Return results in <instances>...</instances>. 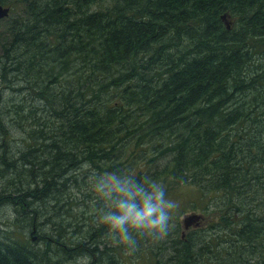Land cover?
<instances>
[{"label":"trees","instance_id":"trees-1","mask_svg":"<svg viewBox=\"0 0 264 264\" xmlns=\"http://www.w3.org/2000/svg\"><path fill=\"white\" fill-rule=\"evenodd\" d=\"M22 2L1 41L0 205L32 215L0 237V264L123 263L127 248L98 218L83 238L78 219L71 234L38 233L41 253L26 234L53 222L37 224L38 207L64 199L85 165L217 197L218 222L202 233L227 238L184 234L179 222L137 235L154 264H264V0ZM3 80L16 91L14 125Z\"/></svg>","mask_w":264,"mask_h":264},{"label":"rangeland","instance_id":"rangeland-1","mask_svg":"<svg viewBox=\"0 0 264 264\" xmlns=\"http://www.w3.org/2000/svg\"><path fill=\"white\" fill-rule=\"evenodd\" d=\"M11 7L10 15L6 18L0 19V53H1V41L3 40L4 33L7 30L8 27V18L12 15H16L22 12L23 10V2L22 0H16L13 2V4H6ZM232 21L230 17H228ZM6 87L4 89L5 93V102L4 105L1 106L3 109L7 110V115L5 116V120L7 122V125H14L16 117L18 115L16 114V105H14L15 100L14 94L16 93L15 90L10 89L8 87L9 82L7 80L1 81ZM11 84V83H10ZM238 96L242 97L245 94L244 93H238ZM6 103V104H5ZM3 104V103H1ZM19 128H17L18 130ZM19 131V130H18ZM21 140L20 136H17L13 141ZM76 174L78 178V182H76L72 187L69 189L68 194H64L62 200L59 202H56V205L54 204V200L48 202L47 205L39 206L38 209L40 212L45 213L41 218L36 219V223L39 224L40 220H46V216L50 215L52 218H50L49 221L53 222H47L45 224L40 225V231L37 230L35 233H31L30 230L26 232L31 236V245L39 248V253L45 250L46 245V238L41 239L38 236V233L44 234L45 237H51L52 230L54 227H57L59 231H62L63 233L67 232L68 234H71L73 232V226H67V224L70 221H74L76 219L79 220L80 226L75 227L77 230L76 234H80V238H83L86 235L84 224H88L89 221L91 224L96 225L95 220L98 218L99 220V211L103 207L104 202L94 193L92 190V187L96 183V181L104 176H107L109 173L101 172L98 170L90 169L87 165L80 168ZM4 180L0 179V190L1 186L3 185ZM165 196L170 201L174 202L176 207L172 210V220L170 221V228L169 232L173 230L172 226L177 225V222L180 224L181 231L186 234L187 232H190L193 227L202 226V229L199 231V234L201 235V238L205 240V234L208 235L207 238H217L220 236L223 239H226L228 236V230H225L224 233H222V230L218 232H214L213 228H209L205 233H202L204 229L207 227V223L212 220V223L218 222L217 219H219V216L217 217V209L213 203L215 199H217L216 196H212V194H207L206 198L202 196L201 190L199 187L195 185H181L180 187L170 190L165 193ZM208 197H211L209 199ZM191 212H199L203 214V217L200 219L199 223L196 221H193L192 224L186 228L184 223V217L191 213ZM32 215L30 212H18L16 210V207L12 206L10 203L1 204L0 205V237H4L6 235H13V234H19V223L20 220L26 222L28 216ZM217 217V218H216ZM94 221H93V219ZM216 218V219H215ZM35 226V225H34ZM37 227V226H36ZM28 228V225H26V228ZM107 228H104V231ZM33 235L35 238H33ZM23 237L24 235L21 234ZM75 239L78 238V236H74ZM107 241H111V235L109 231L107 232V238H105ZM144 245V244H143ZM102 247V245H101ZM121 250V249H119ZM170 251L167 250V252ZM110 253L113 252V250H109ZM147 250L145 247H143L140 250H136L134 254H130L128 250L124 251L122 254L123 263L122 264H154V261L146 256ZM249 262L248 264H257L255 257H247ZM53 263L52 264H60V260L58 256H55L52 258ZM81 262H89V258H86L85 260ZM74 264V261H66L63 264ZM51 264V263H50ZM90 264H96L95 262H92ZM104 264H115L113 261L109 260L108 254H106V260Z\"/></svg>","mask_w":264,"mask_h":264},{"label":"clouds","instance_id":"clouds-1","mask_svg":"<svg viewBox=\"0 0 264 264\" xmlns=\"http://www.w3.org/2000/svg\"><path fill=\"white\" fill-rule=\"evenodd\" d=\"M92 190L104 202L100 222L113 243L125 246L130 254L138 248L137 235L160 238L169 231L176 205L166 198L163 185L113 171L99 178Z\"/></svg>","mask_w":264,"mask_h":264},{"label":"water","instance_id":"water-1","mask_svg":"<svg viewBox=\"0 0 264 264\" xmlns=\"http://www.w3.org/2000/svg\"><path fill=\"white\" fill-rule=\"evenodd\" d=\"M10 12H11V7L9 5L0 3V19L7 17L10 14ZM223 18L226 20L228 27H230L231 22L228 19V14L224 13ZM202 217H203V214H201L199 212H191V213L187 214L184 217L185 227L188 228L192 224L193 221H196L197 223H199V221Z\"/></svg>","mask_w":264,"mask_h":264},{"label":"flooded vegetation","instance_id":"flooded-vegetation-1","mask_svg":"<svg viewBox=\"0 0 264 264\" xmlns=\"http://www.w3.org/2000/svg\"><path fill=\"white\" fill-rule=\"evenodd\" d=\"M225 20V19H224ZM230 20V19H229ZM231 21V20H230ZM225 22H226V20H225ZM227 24V23H226Z\"/></svg>","mask_w":264,"mask_h":264},{"label":"bare ground","instance_id":"bare-ground-1","mask_svg":"<svg viewBox=\"0 0 264 264\" xmlns=\"http://www.w3.org/2000/svg\"><path fill=\"white\" fill-rule=\"evenodd\" d=\"M18 151V150H17Z\"/></svg>","mask_w":264,"mask_h":264}]
</instances>
